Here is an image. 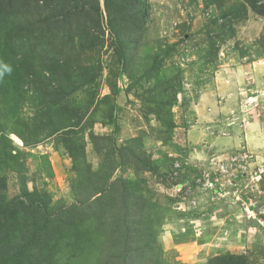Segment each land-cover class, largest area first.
Instances as JSON below:
<instances>
[{
  "label": "rangeland",
  "instance_id": "374dc122",
  "mask_svg": "<svg viewBox=\"0 0 264 264\" xmlns=\"http://www.w3.org/2000/svg\"><path fill=\"white\" fill-rule=\"evenodd\" d=\"M148 2L123 59L104 0L92 49L71 48V24L70 39L22 40L14 57L0 27L1 200L22 246L42 228L37 252L9 264H112L123 195L150 264H264V16L245 0Z\"/></svg>",
  "mask_w": 264,
  "mask_h": 264
},
{
  "label": "trees",
  "instance_id": "16d2710c",
  "mask_svg": "<svg viewBox=\"0 0 264 264\" xmlns=\"http://www.w3.org/2000/svg\"><path fill=\"white\" fill-rule=\"evenodd\" d=\"M221 1L217 0L216 3L219 4ZM245 2L254 11L264 16V0H245ZM148 3V0H104L106 28L113 36V45L121 59L124 57V47L120 44L121 34L130 27L136 31L140 29V25L145 26L148 20ZM102 16L99 0H0V27H3L14 57L18 55L15 52L17 48L21 47L22 40L30 41L33 44L32 51L37 52L42 49L43 45H51L53 41L59 42L63 40V37L70 39L71 34L67 28H70L71 24L79 25L75 36L80 38L78 45L75 43V38L71 40L73 42L71 48L85 44V47L92 49L98 41L100 42V39L97 42L94 38L92 39L89 36L90 29L100 30ZM87 20L89 27L85 23ZM84 29L87 34L81 33L80 30L84 31ZM26 43L23 47L31 45ZM57 48L53 47L54 50ZM1 196L0 189V263L9 264L12 261V257L9 255L12 253L20 255L25 253L26 249H31L34 254L37 252L38 244L35 243V238H38L42 228L35 227L34 238H31L27 245L22 246L19 241L21 230L10 226V221L7 218L10 214L9 203L2 201ZM122 199L121 209L125 218L113 223L114 226L120 227L121 232L117 244L111 246L116 251L115 258L111 263L150 264L149 256L153 250L152 239L150 236L144 235L141 227H138V230L137 227L134 228L135 226L130 222L133 206L125 195L122 196ZM15 217L18 216L15 215ZM3 246L9 250H2ZM9 251L11 252L9 253ZM234 260L240 259L230 254L219 255L210 259L208 264H245L242 260L239 262Z\"/></svg>",
  "mask_w": 264,
  "mask_h": 264
},
{
  "label": "crops",
  "instance_id": "0c3cea01",
  "mask_svg": "<svg viewBox=\"0 0 264 264\" xmlns=\"http://www.w3.org/2000/svg\"><path fill=\"white\" fill-rule=\"evenodd\" d=\"M252 73H254L253 74V78L255 79V80H257V83L256 84H258L257 86H258V88H260V91L261 92H259V94H258V100L260 101V103H261V101L264 99V64H252ZM226 74V73H225ZM224 74V75H225ZM226 76H229V74H227ZM253 82H256V81H253ZM252 82V83H253ZM253 87H256V86H253ZM230 87H227L226 89H225V91H227L228 89H229ZM231 88H233L232 86H231ZM253 97V96H252ZM260 109H261V112H260V118H259V123L258 122H254V123H252L254 126L256 125V128H255V130H254V132L255 131H258V128H261V131L263 130V136H264V116H263V119H261V113H263L264 112V105L262 106V104H261V106H260ZM250 125H251V123H250ZM260 131V132H261ZM257 133V132H256ZM251 136V135H250ZM254 137L252 136L251 138H250V141L253 139ZM263 144H264V137H263V142H262ZM260 148H262V147H258L257 149L259 150Z\"/></svg>",
  "mask_w": 264,
  "mask_h": 264
}]
</instances>
